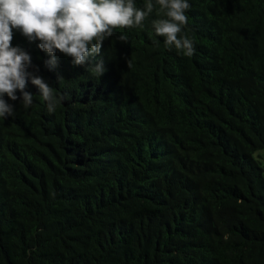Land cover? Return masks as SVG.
Returning <instances> with one entry per match:
<instances>
[{
  "label": "trees",
  "instance_id": "trees-1",
  "mask_svg": "<svg viewBox=\"0 0 264 264\" xmlns=\"http://www.w3.org/2000/svg\"><path fill=\"white\" fill-rule=\"evenodd\" d=\"M187 2L191 57L155 35L156 8L51 70L12 29L64 99L49 112L30 80L28 109L3 97L0 264H264V0Z\"/></svg>",
  "mask_w": 264,
  "mask_h": 264
},
{
  "label": "clouds",
  "instance_id": "clouds-1",
  "mask_svg": "<svg viewBox=\"0 0 264 264\" xmlns=\"http://www.w3.org/2000/svg\"><path fill=\"white\" fill-rule=\"evenodd\" d=\"M189 7L187 0H145L143 9L137 8L134 0H0V118L13 115V105L3 97L16 101V90L21 92L25 109L33 104V95L24 91L29 80L39 89L49 112L64 99L42 77L27 71L30 56L11 45L12 29H18L29 42L40 41L38 47L51 57L44 66L51 70L57 64V50L71 57L74 66L84 65L89 57L100 53L102 41L113 36L114 29L142 27L156 8L159 18L152 22L155 35L164 38L165 47L191 57L193 42L178 38L188 23ZM118 39L124 41L126 37L120 35ZM94 69L101 74L102 62Z\"/></svg>",
  "mask_w": 264,
  "mask_h": 264
},
{
  "label": "rangeland",
  "instance_id": "rangeland-1",
  "mask_svg": "<svg viewBox=\"0 0 264 264\" xmlns=\"http://www.w3.org/2000/svg\"><path fill=\"white\" fill-rule=\"evenodd\" d=\"M255 156L258 158L260 164L262 165L264 169V151H260V153L257 152Z\"/></svg>",
  "mask_w": 264,
  "mask_h": 264
}]
</instances>
